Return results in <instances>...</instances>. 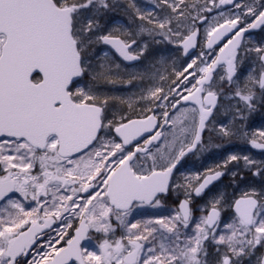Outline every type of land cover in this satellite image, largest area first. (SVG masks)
Instances as JSON below:
<instances>
[{
  "label": "snow or ice",
  "instance_id": "obj_1",
  "mask_svg": "<svg viewBox=\"0 0 264 264\" xmlns=\"http://www.w3.org/2000/svg\"><path fill=\"white\" fill-rule=\"evenodd\" d=\"M229 5L234 11H220L208 23L206 13ZM111 6L110 0H0V201H6L0 209V264H240L264 246V199L255 190L235 199L234 217L218 234L224 195H215L202 209L207 214L196 219L191 197L204 194L232 162L242 160L260 176L264 161L230 154L221 164L184 177L186 198L174 215L134 222L129 217L139 207L161 206L159 197L169 192L182 160L206 150V130L221 139L242 135L264 151V130L249 136L224 123L208 128L218 109V68L224 71L221 84H237L234 96L247 112L255 110L256 88L264 101V47L242 48L244 34L264 26V4L205 0L189 6L186 0H161V7L175 14L173 30L171 15L145 14L133 0L130 9L151 26L140 27V34L176 41L185 55L200 48L182 71L173 73L167 90L156 85L136 100L95 90L98 80L117 84L122 78L112 61L94 71L90 46L107 45L125 62L138 61L148 47L134 51L137 41L131 34L119 29L100 33L95 15H84ZM197 24H207L202 36ZM253 51L259 72L250 70L241 89L235 78L243 67L242 54ZM90 72L93 83L81 84ZM124 74L129 86L145 78ZM110 101L128 109L142 102L148 107L142 115L117 117L109 111ZM236 114L244 119L239 108ZM14 193L35 206L26 209ZM92 232L101 236L95 248L85 246ZM209 240L216 246L215 260L205 247Z\"/></svg>",
  "mask_w": 264,
  "mask_h": 264
},
{
  "label": "rangeland",
  "instance_id": "obj_2",
  "mask_svg": "<svg viewBox=\"0 0 264 264\" xmlns=\"http://www.w3.org/2000/svg\"><path fill=\"white\" fill-rule=\"evenodd\" d=\"M111 7L109 9H104L99 13H96L95 10H89L84 13L85 16H93L95 15L96 19L99 20L101 29L100 33H105L112 31L114 29H119L121 33H128L131 34V38L136 39L137 43L134 46V51L138 50L141 45L147 44V50L143 56L140 57L139 62L136 65L128 66L124 63L120 62L116 57H113V54L108 49L107 45L102 43L100 44H93L88 49V59L91 61L93 65V70L96 72L101 71L100 65L105 64L107 61H112L111 67L114 71H116V65H119L118 71L121 74L122 83L117 84H110L106 80H98L95 82V90L101 95H107L110 97H121V98H132L133 100L138 99L139 94L142 90L154 87L156 85L162 86L167 90L169 83L175 79L173 75L174 72L182 71L183 68L187 65V63L191 62V59L194 58L199 54V51L195 53L190 58H185L182 56V49L178 42L176 41H169L164 37L160 36L159 34L155 35V38L148 36L145 34H140L139 28L140 27H151L147 24V21H142L138 19L137 14L130 9L129 5L133 2V0H110ZM136 7L140 8L141 12L147 14L152 13L153 16L156 17H166L172 16L173 17V30H175V14L171 12V9L166 7H161V0H134ZM171 3L172 0H169ZM205 0H186V3L191 6L193 3L203 4ZM250 0H243L239 3H247ZM218 3V0H217ZM255 5L259 8L261 4H264V0H254ZM223 11L228 13L229 11H234L232 8H228L226 6L214 9L211 13H206L208 16V23L212 22V17L216 16L218 12ZM195 12H192V15H195ZM201 28V35H203V29L207 27V24L201 26L197 24V27ZM122 38H128L126 35H122ZM249 49H254L255 47H264V31L257 32L255 34H249L245 39L244 47ZM107 53L108 56L105 58L104 54ZM242 63L243 67L239 70L238 77L235 78L239 81L240 88L243 87V81L245 79L246 74L252 70L254 73L259 72V61L255 54V52H248L246 55L242 54ZM131 73L135 72L140 75H143L145 78L143 81L137 79L134 81L130 86L127 85L126 81L130 79L129 76L125 75L124 73ZM223 69H220L219 73L217 74V78L215 81V89L226 85L228 89H226V94L224 95L225 102L221 103L222 109L218 111L216 114V118L212 122L211 129L218 128L221 123L227 124L229 126H233L234 129L236 127L237 122V114L236 106L238 101L234 96V90L237 89V84L233 83L232 86L228 85L227 83L221 84L219 82L218 77L223 75ZM160 77H164L165 79L161 80ZM115 78V76H113ZM81 84H91L93 83L92 80V73L88 74V77L82 79L80 81ZM194 83V81H193ZM230 89V90H229ZM234 89V90H233ZM229 91V92H227ZM258 100L255 104L254 112V127L252 133H256L258 131L264 130V101H260V92L257 94ZM142 103H134L132 109H128L126 105L121 103H114L110 101L109 103V111L113 112L119 117L120 115L128 114L131 110L139 108ZM146 107L147 104L144 103ZM134 111V110H133ZM170 130V129H169ZM168 130V131H169ZM249 133L251 130L248 131ZM209 135L213 144H218L219 146V155L216 157V160L209 159L206 165L209 163V166H213V164H221L228 155L230 154H238L243 155L248 153L246 145L248 144V138L244 137L243 139L240 138L239 143L240 146L238 147L235 138L234 139H221L214 135V131L209 130ZM213 149V148H212ZM224 151V155L222 152ZM210 154V150L206 147L204 151H198L197 155L199 159L197 161L192 160H184L183 168L180 171V177L177 179V185H181V187L177 188L175 185L172 188V193L167 198L160 199L161 206L160 207H152V206H143L135 209L132 216L129 217V220L134 222L135 220H149V219H156L160 216L170 217L175 214L176 210L178 209L177 203H175V198L178 199L180 195H185V190L182 187L186 180L184 177L186 176H194L197 173H203L207 169H202L199 171L197 166L201 164V157L208 156ZM249 155L252 159H254L258 164L264 161V155L261 157L252 154L250 151ZM213 161V162H212ZM195 166V167H194ZM247 168V166H245ZM251 170L250 176L253 178L252 180L244 181L243 183L236 182V175L240 171V161L239 162H232L228 165L227 169L225 170L226 173V180L221 185H219L214 191L210 192L206 196H204L201 200L198 201L195 205V211L193 213L194 219L205 215L206 212L202 211V209L207 208L211 199L217 194H223L225 199V206L224 210H222L223 215L220 221V227L217 229L218 234L224 231L223 225L225 223L230 222L234 217V212L232 210V202L240 196L241 193H245L246 191L255 190L260 195L258 196L260 199H264V175L256 176L253 175L255 169ZM38 167L36 171H38ZM195 171V172H193ZM199 171V172H198ZM236 173L235 177H233L232 173ZM0 174H3L0 171ZM181 179V180H180ZM13 198L20 199L26 209H30V207L35 206L34 202L30 199L28 201H23V198L20 196L19 193H16ZM191 200H194L191 197ZM6 201L0 206V209L4 207ZM59 223V222H58ZM76 224V221H73V225ZM114 226L116 225V221L113 220ZM120 228L117 226V231ZM122 230V229H120ZM189 234L191 231L189 230ZM91 236L93 240L87 242L85 245L86 247L95 248L97 242L101 239L100 234L92 232ZM205 247L209 253V259L215 260L217 257V252L215 250V244L209 240L205 242ZM262 248V251L260 249ZM223 251V248H221ZM264 251V246L258 247L255 250V254L250 255L249 257H243L240 261V264H258V261L262 257V253ZM24 264V263H21Z\"/></svg>",
  "mask_w": 264,
  "mask_h": 264
},
{
  "label": "flooded vegetation",
  "instance_id": "obj_3",
  "mask_svg": "<svg viewBox=\"0 0 264 264\" xmlns=\"http://www.w3.org/2000/svg\"><path fill=\"white\" fill-rule=\"evenodd\" d=\"M243 1V0H242ZM199 27V26H198ZM262 31H264V29H262L260 32H262ZM245 43V42H244ZM244 43L242 44V48L244 47ZM240 70V69H239ZM238 74H239V71H238ZM237 77H238V75H237ZM236 77V78H237ZM216 78H217V75H216ZM216 81V80H215ZM215 83V82H214ZM229 84H227V86H228ZM230 86H232V85H230ZM226 89H228V87H226V85H223L222 87H219V88H214V90H216L219 94H220V96H219V100H218V109L217 110H215L214 111V115H213V118H212V122L214 121V119L216 118V114L218 113V111H220L221 109H222V107H221V103H224L226 100H225V98H224V95L226 94ZM241 89H243V87L241 88ZM230 90V89H229ZM234 90V89H233ZM234 91H236V89L234 90ZM227 92H229V91H227ZM255 92H256V94H258L259 92H260V90H259V88H256L255 89ZM235 93V92H234ZM236 99H237V101H238V104H237V106H236V108L235 109H237V108H239L240 109V114L241 115H243V117H244V119L242 120V119H240L239 118V115H237V122H236V127H235V129H243L245 132H247V133H249L248 131L249 130H251V132L249 133V136H251V134H253L252 133V131H253V127H254V112H251V113H249V112H247L246 110H245V108H244V104H243V102L242 101H240L239 100V98L238 97H236ZM257 100H258V95H257ZM256 100V101H257ZM256 101H255V104H256ZM257 105V104H256ZM189 105H185V107H188ZM235 114H236V112H235ZM211 126H212V123L211 124H209L208 125V128L209 129H211ZM170 128L169 127H166L165 129H163V131H165V133H167L168 132V130H169ZM217 135V137H219V135H218V133L216 132V131H214V135H211V138H212V136H216ZM232 137H234L235 138V140H236V143H237V145H238V147L240 146V143H239V140H240V138L241 139H243L244 138V136H242V135H234V136H232ZM232 137H230V138H232ZM220 138V137H219ZM203 140H204V144H205V146L206 147H208L209 148V150H210V154L208 155V156H202L200 159V161H201V164L199 165V166H197V168H199L198 170L199 171H201L202 169H208V168H210L211 166H209V163L206 165V163H207V161L209 160V159H212L213 158V160H216V157H218V155H219V153H220V151H219V146H217L218 144H213V142L211 141L212 139H210V135H209V130H206L204 133H203ZM240 147H242V146H240ZM213 148V149H212ZM246 148H247V151H251L252 152V154H255V155H257V156H259V157H261L262 155H264V152H258V151H256V150H254L253 149V147H251V145L248 143L247 145H246ZM221 149V148H220ZM197 152L198 151H194L193 153H191V154H188L183 160H182V162H181V164L180 165H178V168L176 169V171H175V173L173 174V178H172V180H173V183H172V185H171V187H170V189H169V192L167 193V194H163V195H161L160 197H159V199H162V198H167L169 195H170V193H172L171 191H172V188H173V186L174 185H177V179L180 177V171L182 170V168H183V162H184V160H186V159H188V160H192V161H197L198 159H199V157H198V155H197ZM249 152L248 153H246V155L247 154H249ZM222 155H224V151L222 152ZM243 155H245V154H243ZM213 162V161H212ZM216 165H218V164H216V162H215V164H213V166L212 167H215ZM246 165L243 163V161L241 160L240 161V171L238 172V174L236 175V182L238 181L239 182V185H240V183H243L244 181H247V180H252L253 178L250 176V174H251V170H248L246 167H245ZM195 167V166H194ZM198 171V172H199ZM193 172H195V171H193ZM226 178H227V176H226V174H225V179H223L221 182H219L218 184H216V185H214L212 188H210V189H208L200 198H197V199H194V200H191V208H192V210H193V213H194V211H195V205H196V203H198V201L199 200H201L204 196H206L207 194H209L210 192H212V191H214L219 185H221L223 182H225V180H226ZM181 180V179H180ZM241 194H244V193H241ZM240 194V195H241ZM193 197V196H192ZM186 197H185V195H180V197H178V199H176L175 198V203H177V205H178V207H179V202L181 201V200H183V199H185ZM145 206H147V205H145ZM207 213H205V215H206ZM58 226V224L57 225H54V228H56ZM75 226V225H74ZM122 234V230H118V231H116V237H119L120 235ZM87 244V241L85 242V245ZM21 263H24V261L22 260L21 261Z\"/></svg>",
  "mask_w": 264,
  "mask_h": 264
},
{
  "label": "water",
  "instance_id": "obj_4",
  "mask_svg": "<svg viewBox=\"0 0 264 264\" xmlns=\"http://www.w3.org/2000/svg\"><path fill=\"white\" fill-rule=\"evenodd\" d=\"M258 29H259V28H258ZM253 30H255V29H253ZM196 49H197V48H195V49H190V50H189V54H187V55L184 54V55H185V56H189V55H191ZM113 51H114V50H113ZM114 52H115V51H114ZM117 55H118V54H117ZM118 57H119V56H118ZM119 58H120V57H119ZM121 59H122V58H121ZM126 63H128V64H133V63H135V62H126ZM217 70H218V69H217ZM253 149H255V148H253ZM255 150H257V151H261V150H258V149H255ZM174 171H175V170H174ZM223 177H224V175H223L218 181L214 182L213 185L216 184V183H218L219 181H221V180L223 179ZM213 185H211L209 188H211ZM209 188H208V189H209ZM208 189H207V190H208ZM1 203H2V201H0V204H1ZM233 210H234V208H233ZM53 227H54V225H53ZM45 231L47 232V231H49V230H45ZM263 257H264V256H263Z\"/></svg>",
  "mask_w": 264,
  "mask_h": 264
},
{
  "label": "trees",
  "instance_id": "obj_5",
  "mask_svg": "<svg viewBox=\"0 0 264 264\" xmlns=\"http://www.w3.org/2000/svg\"><path fill=\"white\" fill-rule=\"evenodd\" d=\"M86 78L88 77V75H85ZM102 80V79H101ZM146 108L145 107H142L140 106L139 108H136V109H133L131 110V112H128L129 115H132V114H135V115H142L143 114V111L145 110ZM260 251H262V248L260 249Z\"/></svg>",
  "mask_w": 264,
  "mask_h": 264
}]
</instances>
